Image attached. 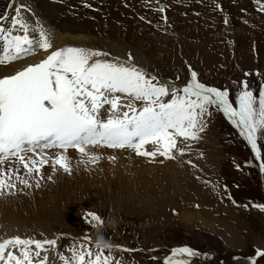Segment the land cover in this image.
<instances>
[{"label": "rangeland", "instance_id": "obj_1", "mask_svg": "<svg viewBox=\"0 0 264 264\" xmlns=\"http://www.w3.org/2000/svg\"><path fill=\"white\" fill-rule=\"evenodd\" d=\"M212 1L214 4L220 2L226 8L230 2ZM69 2L70 18L74 22L91 14L99 15V22L106 20L99 6L89 7L79 0ZM160 3L162 0L154 1L151 8L154 19H151L158 26L154 20L166 15L169 22L165 24L160 17L165 30L156 31L152 25L151 31L164 37L165 44H160L164 48L146 66L135 62L139 67L161 76V82L171 78L179 87L189 79L190 65L201 82L229 89L232 100H235L241 80L247 79L254 89L264 83V78L256 75L244 76L245 72H259L264 76V19L248 26L249 22L245 23L248 20L243 18L241 26L246 31L236 33L223 22H208L210 27L193 22L188 10L182 12L181 0H176L179 5L176 8H181L180 11L161 13L156 10ZM59 5L63 6L62 0ZM84 9L87 12L81 16ZM241 14L246 16L245 10H241ZM208 18H212L211 14L202 21ZM235 20L241 19L232 22ZM234 23L240 26L239 22ZM170 24L175 26L174 30L169 29ZM177 32H180V42L176 40ZM200 135L201 138L197 142L191 141V147L184 155H177L175 161L162 159L161 162L145 163L143 157L141 161L135 160V166L124 162L120 153L115 155L107 148L89 150L101 157L98 163L81 164L78 151L69 149L67 155L72 174L58 170L52 180H48L52 166H45L41 188L33 187L15 196L0 197V219L10 217L36 223L38 225L34 226L40 232L36 235L58 239L56 250L48 253L54 256L55 264H62L58 252L74 242H81L86 235L91 237V246L95 249V229L85 222L86 213H95L103 221L109 217L117 219L114 229L103 225L105 238L111 241L113 248L119 245L136 249L113 252L116 259L123 257L122 264H162L161 260L171 249L183 246L213 255L212 259L193 258L191 264H238L241 259L253 256L257 249L264 251V211L253 207V204L264 205L260 172L247 146L238 139L235 128L223 115L213 112L207 129ZM110 156L116 158L114 162L108 159ZM261 157L264 160V151ZM244 161L249 163L248 171L242 168ZM160 164L165 176H155L153 182H148L153 179L152 174L144 170ZM93 165L103 178L97 181L90 178L86 182L84 175L77 176L82 170L93 169ZM144 175L148 179L145 182ZM10 227L19 230L22 225L19 222ZM257 264H264V257L259 258Z\"/></svg>", "mask_w": 264, "mask_h": 264}, {"label": "snow or ice", "instance_id": "obj_2", "mask_svg": "<svg viewBox=\"0 0 264 264\" xmlns=\"http://www.w3.org/2000/svg\"><path fill=\"white\" fill-rule=\"evenodd\" d=\"M13 3L15 0H11L9 9ZM255 3L257 11L264 13V0ZM156 10L164 13L165 7L161 5ZM23 11L31 9L17 4L14 15L9 16L7 11L0 15V66L24 60L41 50L48 54L38 63L0 77V197L41 188L42 170L49 164L52 175L48 180L58 170L71 175L69 149L77 150L80 163L85 165L96 164L101 158L90 152V147L130 150L150 163H155L157 157L175 160L191 147V141L201 138L213 112L222 113L237 129L264 173V83L257 90L247 79L241 80L233 101L229 89L201 82L190 65L189 79L177 87L139 67L131 53L120 58L76 46L49 52L53 43L48 33L38 21L29 23ZM161 18L167 24V16ZM228 23L225 16L224 24ZM251 75L244 73L245 77ZM255 75L264 78L259 72ZM122 100L129 103L123 104ZM136 101L142 106L136 107ZM53 149L57 150L54 155L50 152ZM108 159L114 162L116 158ZM253 207L264 211V205ZM85 222L93 229L104 225L95 213H86ZM57 245L58 239L19 235L0 238V264H49L48 253L55 251ZM91 245V237L86 235L57 255L62 264H122L123 257L116 259L114 251H136L118 245L106 253ZM201 256L210 258L183 246L171 249L162 264H191L193 258ZM262 257L264 251L257 249L247 258L248 264H257Z\"/></svg>", "mask_w": 264, "mask_h": 264}, {"label": "bare ground", "instance_id": "obj_3", "mask_svg": "<svg viewBox=\"0 0 264 264\" xmlns=\"http://www.w3.org/2000/svg\"><path fill=\"white\" fill-rule=\"evenodd\" d=\"M57 1L59 0H15V3H13V7L9 9V3H5L4 0H0V15H3L5 13L4 11H7L9 13V16L14 15V9L17 4L27 5L28 8L31 9V12L23 11L22 15L31 24H35L38 21L39 24L48 33L49 38L53 43V48L50 49L49 52L67 46H76L98 49L104 52L111 53L112 56L120 58H126L127 54L131 53L134 57V62L146 66L148 65V63H150V61L154 59L155 56H157V52L160 51V49L164 48L160 46V44H165L164 37H162L161 34H158V32L155 33V31H151V26L155 25V23L151 19H154V13L152 14L151 8L154 5V1L157 0H149V2L147 3L145 2V0H79L83 5H90L91 7H101L106 16V20L102 22L98 21L97 17L99 15L95 14H91V16L89 17H84L79 20V22H74L70 18V12L68 9L70 5L69 0H62L63 6L56 3ZM181 1L182 12L184 13V11L188 10L187 14L189 17H191L192 21L195 20L199 23L201 22L203 24V27H206L207 25L208 27H210L208 22H215L216 24H220L222 22L224 23V18L225 16H227L229 21V25H227L228 28L230 30H234V32L236 33H239L240 31H246L241 26L243 25L241 24L243 18H245V20H248V26L255 25L260 19H264L262 18L264 17V15L260 16L257 13H254V11H257V8L252 5L250 0H230L227 8L224 6V4L220 5L222 9L221 12H218L217 9L214 8L216 4H214L212 0ZM233 1L234 5L230 6ZM102 3H104V7L102 6ZM108 5L110 6V9L107 8ZM161 5L165 7V12L180 11L181 9L176 8L179 6L178 3H176V0H162ZM237 6H240V8L237 9ZM241 10H245L246 16L241 14ZM83 12L81 13V16H84L87 10L84 9ZM257 12L259 13V11ZM98 13H100V11ZM210 14L212 18H208L203 22L202 19L208 17ZM215 14H217L219 18L223 19H219ZM137 17H139L140 19L143 17L144 19H141L139 21ZM160 17L154 20L158 22V26L155 25L154 27L156 28V31L165 30L163 21L160 20ZM234 19H241L239 21H234L239 22L238 24L240 26H237L234 22H232ZM148 21H151V23H148ZM147 24H149V26ZM168 26L169 29L172 28L174 30L175 28V26H172L171 24ZM220 30L224 32L226 31L222 28H220ZM175 34L177 42H180V32H177ZM47 54L48 53H45L41 50L37 54L24 60L13 62L8 66H0V77L14 74L16 71L22 69L28 64L37 63L40 60L44 59ZM122 103H124V100H122ZM94 149L106 148H89V150ZM110 151L115 153V155L117 153H120L122 160L124 162H128V164H130L131 166L136 165L135 160L141 161L143 158L134 157L132 153L127 152V150L110 149ZM142 161H144L145 163H150L147 158ZM156 162L161 161L160 159H156ZM74 165H77V163L75 162ZM144 172H149V174H152L153 178L151 180H148L144 175V182L145 180H148V182H153V180H155V176H165V170L161 168V164L160 166H154V168H150V170H144ZM105 174L106 173H104L103 175ZM81 175H84L83 178L86 179V182L91 179H95L97 181L100 180V177L103 178V176H100L98 171L95 170L94 165L93 169L85 171L82 170L80 171V173H78L77 176L82 177ZM262 179L264 181V173L262 175ZM69 185L70 184H68V186ZM19 222L22 225L19 230L10 227L11 224H19ZM34 225L38 224H30L27 220L24 219H22L21 221H19L18 219L15 220L10 217L6 219H0V238H8L19 235L22 237L44 239L36 235L40 232H38L37 227ZM48 255L50 258L49 263L55 264L54 256H51L50 254ZM163 259H165V257H163ZM238 264H248V260L241 259Z\"/></svg>", "mask_w": 264, "mask_h": 264}, {"label": "clouds", "instance_id": "obj_4", "mask_svg": "<svg viewBox=\"0 0 264 264\" xmlns=\"http://www.w3.org/2000/svg\"><path fill=\"white\" fill-rule=\"evenodd\" d=\"M117 219L114 217H109L107 220L104 221V224H106L109 227H112L113 229L117 226ZM93 245L96 248L108 250L113 247V244L110 240L105 238L103 227L97 225L95 227V238L93 241Z\"/></svg>", "mask_w": 264, "mask_h": 264}]
</instances>
